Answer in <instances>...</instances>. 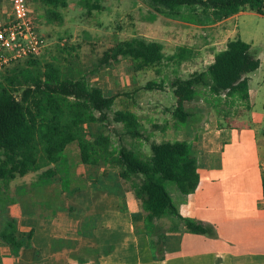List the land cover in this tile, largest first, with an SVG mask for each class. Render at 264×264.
Here are the masks:
<instances>
[{
	"label": "crops",
	"instance_id": "0c3cea01",
	"mask_svg": "<svg viewBox=\"0 0 264 264\" xmlns=\"http://www.w3.org/2000/svg\"><path fill=\"white\" fill-rule=\"evenodd\" d=\"M38 2L41 3L27 0L31 10H36ZM242 13L214 25L225 28L227 40L213 52L208 65L215 53L236 38L228 21ZM149 14L151 23L146 26L159 28L157 14L152 11ZM10 15V0H0V18L7 19ZM165 20L161 21V31L167 29L164 35L170 26H193L177 18ZM41 28L46 29L47 35L51 30L48 26ZM253 36L243 38L238 33L237 37L250 46L251 54L259 61L258 69L247 76L246 102L221 95L220 106L213 110L207 90L197 88L195 99L185 105L190 115L185 124H177L173 119V129L158 127L154 124H160L161 120L152 115L159 121L151 124L157 128L149 134L151 140L137 113L125 109L136 115L150 142L189 144L196 161L198 184L192 194L185 196L178 192L172 200L180 217L209 227L211 234H194L178 219L163 218L156 222L159 233L153 237L156 243L153 247L144 231L139 202L118 172L114 173L107 164H90L85 168L77 163L65 168L73 171L71 179L60 176L40 182L33 173H28L8 182L0 180V232L7 221L13 220L24 241L15 254L11 246L0 240V264H264V50L257 48L258 37ZM194 38L203 40L204 46L192 43L188 47L173 45L166 49L167 40L147 41L160 43L166 57L174 55L178 47L191 49L192 55L180 65L183 66L187 61H197L198 56L203 58L202 48L208 47L200 34ZM169 65L175 64L162 63ZM158 69L153 70L158 73ZM143 72L146 71H134ZM93 88L103 90L99 86ZM170 94L171 115L176 98L172 91ZM191 105L197 114L189 111ZM157 135L162 138L156 139ZM144 143L149 149L148 142ZM55 168L62 170L60 164ZM159 235L163 236L161 243L157 242Z\"/></svg>",
	"mask_w": 264,
	"mask_h": 264
},
{
	"label": "trees",
	"instance_id": "16d2710c",
	"mask_svg": "<svg viewBox=\"0 0 264 264\" xmlns=\"http://www.w3.org/2000/svg\"><path fill=\"white\" fill-rule=\"evenodd\" d=\"M40 1L48 19L61 22L59 10L67 7V0ZM147 1L156 14L162 8L171 18H178L181 8L192 11L196 7L209 11L215 20L229 18L245 9L264 14V0ZM191 55V49L178 47L174 55L166 57L160 43L134 37L104 51L98 65L108 67L122 57L131 60L134 71L139 72L161 67L163 61L180 66ZM25 63L26 68L16 69L0 80V180L8 182L28 173H39L40 182L60 179L55 165L62 162L61 155L67 147L74 144L78 149L74 163L97 165L98 158H102L123 182L130 183L143 212L144 231L153 247L156 245L153 237L159 233L156 222L163 218L178 219L191 233L211 234L209 227L180 217L166 188V183L171 182L186 196L197 187L196 161L187 142H150L136 115L128 110L114 111L112 121L122 126L130 140L148 142L147 158H140L125 146L110 150V139L105 135L90 142L84 126L102 125L119 94L106 95L101 89L89 87L83 75L62 78L60 70L49 64L41 72L33 73L29 68L39 63L35 58L26 59ZM258 67L259 61L247 43L239 38L229 40L204 71L185 79L175 76L168 82L176 98L172 118L177 124L186 123L190 115L185 105L195 99L197 88L207 90L215 109L220 106L221 95L246 102L247 76ZM165 84L149 81L143 88L162 91ZM162 237L159 235L157 242L161 243ZM0 240L11 246L15 254L24 245L13 220L5 223Z\"/></svg>",
	"mask_w": 264,
	"mask_h": 264
},
{
	"label": "rangeland",
	"instance_id": "374dc122",
	"mask_svg": "<svg viewBox=\"0 0 264 264\" xmlns=\"http://www.w3.org/2000/svg\"><path fill=\"white\" fill-rule=\"evenodd\" d=\"M28 3L30 4V1ZM68 3L66 8L59 10L62 15L61 22L48 19L45 6L40 2H38L36 10L30 8L31 12L39 19V27L47 28L48 26L51 30H48L49 34L47 35L46 29H40L44 36L47 35L45 36L46 46L42 53L35 58L39 63L29 69L33 73H37L43 70L45 64L53 65L60 70L62 78H75L83 75L89 87L99 86L103 88L102 91L106 95L118 93L119 96L116 98L112 110L107 113V120L102 125L84 126V130L87 131L86 137L90 142H93L95 137L105 135L110 139V150L118 149L121 146L130 147L140 158H147L149 154L147 143L131 141L125 135L122 126L112 121L113 112L120 109L136 112L145 126V134L148 133V135L157 130L151 125L152 122L159 121L152 115H158L161 120L160 124L154 125L173 129V118L168 111L172 107L171 89L168 87V82L175 76L186 78L192 72L205 69L211 61L213 52L221 49L227 40V35L224 33L225 28L222 25L214 26L221 20H215L209 11L205 12L201 7H196L192 11L181 8L177 19L188 21L193 26H178L180 24L170 26L168 34L164 35L167 29L161 31L163 27L161 21H166V18L171 17L166 14L164 9L160 8V12L157 14V18L160 19L159 28L147 27L146 25L151 23L147 18L149 13L151 11L155 13L147 0H68ZM242 12L236 18L228 21L230 29L234 31V36L237 38L239 33L243 38H253V35L256 34L258 37L256 39L257 48L264 50V14L259 15L248 9ZM197 34H200L202 39H206L205 44L208 45V47L202 48L203 58L198 56L197 61H187L180 67L162 66L158 69V73L150 69L136 74L132 71L130 61L122 57L118 62H112L108 67L98 65V58L104 51L115 47L124 40L134 37L152 41L167 40L169 45L165 46L166 49L173 48V45L188 47L192 43L204 46L203 40L201 42L198 39L195 40L194 35ZM25 61H17L7 66L0 72V80L5 75L12 74L16 69L26 68ZM200 65L201 67H199ZM157 79L166 83V88L162 92L146 91L143 88L147 82H157ZM201 98L203 99L204 96ZM194 105L190 106L189 111L197 114ZM212 108L215 110L213 106ZM160 138H162L161 135H157L156 139ZM140 143L143 144L144 149L139 145ZM77 153V147L71 144L61 155L62 170L58 172L63 178H72L73 171L65 170V168L67 165L73 167L77 164L73 161L76 159ZM66 160L68 162H65ZM98 160L99 164L104 166V159L98 158ZM78 164L82 163L78 162ZM83 165L86 168V165L90 164L84 163ZM38 175L39 173H33L35 178ZM124 184L130 189L129 182ZM166 188L171 198L174 199L178 194L176 186L167 182Z\"/></svg>",
	"mask_w": 264,
	"mask_h": 264
},
{
	"label": "built area",
	"instance_id": "2783aa9c",
	"mask_svg": "<svg viewBox=\"0 0 264 264\" xmlns=\"http://www.w3.org/2000/svg\"><path fill=\"white\" fill-rule=\"evenodd\" d=\"M11 15L0 18V72L10 64L38 57L46 46L27 0H10Z\"/></svg>",
	"mask_w": 264,
	"mask_h": 264
}]
</instances>
